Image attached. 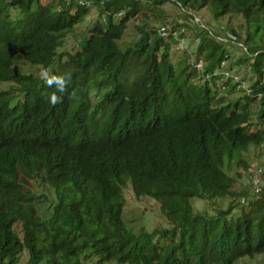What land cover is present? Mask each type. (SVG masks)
Segmentation results:
<instances>
[{"label": "trees", "instance_id": "16d2710c", "mask_svg": "<svg viewBox=\"0 0 264 264\" xmlns=\"http://www.w3.org/2000/svg\"><path fill=\"white\" fill-rule=\"evenodd\" d=\"M165 4L201 24L192 62L170 61L177 41L159 33ZM202 10L225 18L234 41L206 28ZM92 11L95 24L69 43ZM234 17L240 26L229 25ZM130 26L135 41L121 49ZM228 45L242 50L236 64L252 58L249 83L225 69ZM22 61L70 75L57 103L45 99L55 89L44 76L15 69ZM232 83L246 90L242 100L217 93ZM0 85V264L23 252L24 264L264 259V185L248 201L224 170L264 143V0H0ZM128 186L159 206L169 229L126 226ZM193 199L214 213L194 210Z\"/></svg>", "mask_w": 264, "mask_h": 264}, {"label": "rangeland", "instance_id": "374dc122", "mask_svg": "<svg viewBox=\"0 0 264 264\" xmlns=\"http://www.w3.org/2000/svg\"><path fill=\"white\" fill-rule=\"evenodd\" d=\"M50 1L51 0H41L43 4H46L47 2H50ZM163 9L165 12L164 14L167 16V19H168L166 22V26L161 27V28H164L166 31L164 35H162L163 38L167 40V38L170 35L174 36L179 33H183L182 37L184 39L182 48H180V45L182 42H180L179 40H177L178 43L176 45H172L171 47L172 49L170 51V55H171L170 61L175 65L180 62H187V61L192 62V59H190L189 51H193V48H195V45L197 42V37H196L197 30L195 28H196V25L199 26L201 24H199L196 19L191 20V19H188L185 16V14H179L175 10V7H173L172 5L165 4L163 5ZM89 13L90 14L86 17L83 23L78 25V28H77L78 33L75 34L74 37L73 36L68 37L69 43L71 44L74 43L75 39L79 41L81 38V35L85 32H88L89 29L95 24V22L97 21L95 12L92 11ZM196 15H198V17L200 18L201 23L206 28H209L210 31L214 32L215 35H218L221 33H224V34L228 33L227 35H231L226 29V27L223 30H221V25L226 26L227 20L225 18H222L221 20H215L210 16L209 12L207 15V12L204 10L200 11L199 13H196ZM176 23L181 25V28H183V32L181 31V28L178 29V27L175 26ZM183 23H187L189 24V26L182 27ZM240 23H241L240 19L234 17L230 19L229 25L231 27H236V26H240ZM173 27H176L175 30L178 29L177 31L178 33L177 32H175L174 34L170 33ZM134 41H135L134 30L132 26H130V28L126 31L121 41L119 42V46L121 49H125L129 45H132ZM226 48H227L229 55L231 56V61L228 62V66H226L225 69L226 68L230 69V71L232 72L231 77H233L235 81L243 80L246 83H249V80H251V78H249L248 76H249V69H250V63L252 62V58H249L246 62H244V65L236 64L235 62L238 59H241V60L243 59L242 50H240L238 47L234 45H228ZM201 67H202V63L198 62L196 65V69L200 70ZM15 69L22 71L23 73L32 72L39 76H44L45 72L48 73L47 69H44L41 67H31V65L23 61L15 65ZM219 73L220 72H217L216 74L220 75ZM204 78L206 79V77ZM199 79H201V77ZM232 84L233 85L231 86L230 85L227 86L229 87L227 88V91L226 90L223 92L217 91V93H219L220 95H227L230 99L241 98L242 100V97H243L242 92L246 90L242 89V85L238 87V86H234V83ZM6 86L0 85V88L6 89L8 88V86L7 87ZM230 88H232L231 89L232 91L229 90ZM251 111L253 112L255 111V106L251 107ZM261 126L264 129V123ZM236 156H238V153L235 154L234 156L235 158L232 159L229 163L227 161L225 162L224 170L227 174H229L230 176L236 179L234 181L232 190L236 193L249 194L248 196H245L247 197L249 201L250 199L255 198L253 197L252 193L255 196L257 195L253 190L251 191L250 186H249V183L251 181L249 179H250L251 172L253 171V169H255L254 167L264 162V143L257 148H250L248 152L241 153L239 158ZM239 159L244 160V163H246L248 168H245L244 170L243 165H240L239 163L240 161ZM235 173H236V176H235ZM261 180L263 181L261 182L262 184L261 187H263L264 176H262ZM123 195H124L125 203H124V210L122 213V219L124 223L126 224V226L132 229L133 232L137 233L138 231H141V230L151 232L155 228H159V229H169L170 228V224L168 223V221L159 212V209H158L159 206L156 203L150 201L151 199L147 200V198H142V199L137 200L134 197L129 186L124 189ZM227 200L225 201V199H220L216 201V202H219L218 204L216 202L215 203L217 205L225 207L227 206L229 202V200L228 201ZM261 200H263V203L260 205V207H263L264 206V196L261 198ZM210 204L211 203L206 200H198V199L191 200V205L194 208V210L198 212L205 210L207 211L208 215L209 214L211 215V211H213V207H211ZM237 204L238 202L237 200H235L234 208L235 207L237 208ZM41 206L42 205L37 204V208ZM238 207H241V205L238 204ZM212 213H214V211ZM26 260H27L26 253L23 252L20 258L17 260V264H24ZM95 262L96 260L94 259L83 260L84 264H96ZM105 264H113V263H105ZM235 264H264V259L262 257L260 258L257 257L253 259L244 258V259L236 261Z\"/></svg>", "mask_w": 264, "mask_h": 264}, {"label": "clouds", "instance_id": "9594fccd", "mask_svg": "<svg viewBox=\"0 0 264 264\" xmlns=\"http://www.w3.org/2000/svg\"><path fill=\"white\" fill-rule=\"evenodd\" d=\"M180 34L181 33L178 34V37H179ZM180 39H183V37L180 38ZM182 47H183V44H182ZM195 68H196V65H195ZM44 77L45 78L43 80V84L46 87H48V88H54L55 89V91L52 92V93H49L45 97V99L47 100L48 103L55 104L60 99V97L57 96L55 93L56 92L64 93L66 91L68 85H69V82H70L71 77H70V75H49L47 72L44 73ZM256 197H258V195ZM241 199L242 198L239 199V201H240L239 203L240 204H244V205L246 204L247 205V200L245 198H243L244 199V202H241Z\"/></svg>", "mask_w": 264, "mask_h": 264}, {"label": "built area", "instance_id": "2783aa9c", "mask_svg": "<svg viewBox=\"0 0 264 264\" xmlns=\"http://www.w3.org/2000/svg\"><path fill=\"white\" fill-rule=\"evenodd\" d=\"M197 20V19H196ZM183 32V30H181ZM166 31L163 28L159 29V33L161 35V37H163L162 35H164ZM174 34V33H173ZM173 36V35H172ZM174 39L177 41L179 40L180 42H183V39L178 38V34L173 36ZM228 37L234 41V37H232V35H228ZM178 42V41H177ZM180 48H182V43L180 45ZM200 62V61H199ZM202 63V62H201ZM197 65V63H196ZM202 68V67H201ZM258 98L260 97V95L257 96ZM255 169H253V171L251 172L250 175V183L253 187V191L259 195L262 191V187L260 186V182H261V177L264 176V162L260 165H257L254 167ZM241 202H244V199H241Z\"/></svg>", "mask_w": 264, "mask_h": 264}]
</instances>
